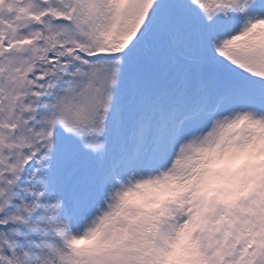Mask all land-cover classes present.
Returning <instances> with one entry per match:
<instances>
[{"label": "snow or ice", "instance_id": "1", "mask_svg": "<svg viewBox=\"0 0 264 264\" xmlns=\"http://www.w3.org/2000/svg\"><path fill=\"white\" fill-rule=\"evenodd\" d=\"M0 264H264V0H0Z\"/></svg>", "mask_w": 264, "mask_h": 264}]
</instances>
